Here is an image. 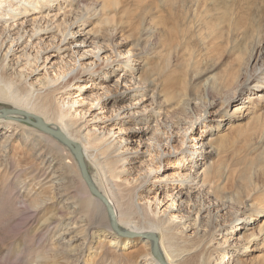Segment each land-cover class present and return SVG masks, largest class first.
<instances>
[{"label": "bare ground", "instance_id": "1", "mask_svg": "<svg viewBox=\"0 0 264 264\" xmlns=\"http://www.w3.org/2000/svg\"><path fill=\"white\" fill-rule=\"evenodd\" d=\"M98 5L101 11L102 0H0V232L25 208L33 215L20 239L0 238V264H116L138 238L113 229L68 146L20 115H2L4 108L40 118L76 143L118 228L154 234L165 264H187L185 257L242 264L264 229L245 231L264 210L244 209V166L230 168L236 196L227 186L226 138L215 133L222 120L212 128L206 123L215 111L206 112L204 128L191 136L194 126L186 130L182 112H172L162 94L177 79L159 83L142 38L127 48L88 27ZM251 88L264 91V77ZM138 239L147 248L140 264H160L153 242Z\"/></svg>", "mask_w": 264, "mask_h": 264}, {"label": "rangeland", "instance_id": "2", "mask_svg": "<svg viewBox=\"0 0 264 264\" xmlns=\"http://www.w3.org/2000/svg\"><path fill=\"white\" fill-rule=\"evenodd\" d=\"M102 3L101 11L97 9L99 5L92 8L96 12L94 18H87L88 27L110 43L125 42L127 48L136 46L139 38L145 40L147 67L156 68L159 83L164 86L167 79H177L166 91L163 87L162 94L166 103L174 105L172 112L177 109L182 112L186 130L191 124L194 126L191 136L204 128L201 123L206 112L215 111L206 124L216 128L222 120L220 131L216 129L215 133L226 138L221 156L229 169L227 186L236 193L233 189L237 187L232 185L235 174L231 175L230 168L244 166L241 185L248 202L244 209L246 213L263 211L264 91L251 85L264 77V0H102ZM259 49L260 59L250 66ZM257 94L261 96L255 98ZM2 104L0 99V107ZM234 105H238V110L233 111ZM176 139L184 140L183 133H178ZM16 151V155L25 154L18 147ZM77 183L81 185L79 179ZM235 196L229 192L232 201H236ZM230 207L237 210L235 202ZM32 219L31 211L25 208L6 223L0 238L20 239ZM251 226L246 234L264 229V217ZM249 245L254 249L242 256L240 263L264 264V233L258 234ZM100 251L97 249L93 255ZM146 252L140 239H132L120 251L124 257L116 264H140V255ZM91 260L92 257L88 263ZM184 262L197 264L187 257Z\"/></svg>", "mask_w": 264, "mask_h": 264}, {"label": "water", "instance_id": "3", "mask_svg": "<svg viewBox=\"0 0 264 264\" xmlns=\"http://www.w3.org/2000/svg\"><path fill=\"white\" fill-rule=\"evenodd\" d=\"M10 113H13V115H20V120H22L23 122L29 123L34 125L37 129L48 133L50 135L56 136L58 139H60L66 146H68L71 150L72 153L77 161L82 179L84 181V183L86 184L88 190L99 200L101 201V203L103 205H105L108 213H109V218H110V222L111 225L113 227V229L121 236H127V237H138V238H148L149 240H151L154 244V255L156 260L160 263V264H165L164 260H162L158 250H157V239L154 236V234L149 233V234H144V235H140L139 233H133V232H124L122 230H120V228H118L117 223H116V218L115 215L112 211V208L108 205L106 199L102 196V194H100V192L95 188V186L92 184L90 177L88 175L86 166L84 164V160L82 157V153L80 151L79 146L70 141L68 138H66L62 133L58 132V131H54L50 128H48L45 123L40 119V118H36L35 116L29 115L28 113H24L23 111L20 110H13V109H6L4 108L2 110V115L6 116L9 115Z\"/></svg>", "mask_w": 264, "mask_h": 264}]
</instances>
